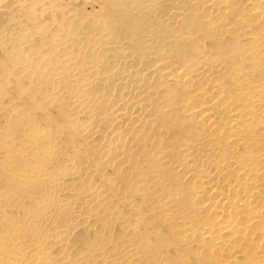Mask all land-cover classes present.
<instances>
[{
	"label": "bare ground",
	"instance_id": "bare-ground-1",
	"mask_svg": "<svg viewBox=\"0 0 264 264\" xmlns=\"http://www.w3.org/2000/svg\"><path fill=\"white\" fill-rule=\"evenodd\" d=\"M0 264H264V0H0Z\"/></svg>",
	"mask_w": 264,
	"mask_h": 264
}]
</instances>
